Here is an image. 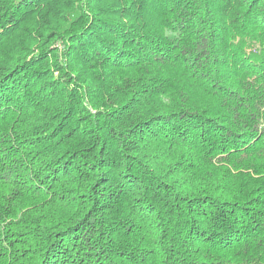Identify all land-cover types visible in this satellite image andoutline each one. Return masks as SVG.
Segmentation results:
<instances>
[{"label":"trees","instance_id":"obj_1","mask_svg":"<svg viewBox=\"0 0 264 264\" xmlns=\"http://www.w3.org/2000/svg\"><path fill=\"white\" fill-rule=\"evenodd\" d=\"M0 264H264V0H0Z\"/></svg>","mask_w":264,"mask_h":264}]
</instances>
